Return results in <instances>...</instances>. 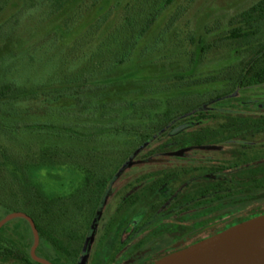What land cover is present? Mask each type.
I'll use <instances>...</instances> for the list:
<instances>
[{"label": "rangeland", "instance_id": "1", "mask_svg": "<svg viewBox=\"0 0 264 264\" xmlns=\"http://www.w3.org/2000/svg\"><path fill=\"white\" fill-rule=\"evenodd\" d=\"M258 1L11 0L0 11V71L12 63L17 66L18 76L30 72L33 77L29 80H53L61 76L59 69L67 73L81 64L88 66L89 59L111 61L118 51L123 62L113 68L109 86L112 99H134V112L139 113H145L143 107L147 110L152 101L182 110L233 88L235 75L251 49L250 44L228 39L229 31L240 15ZM93 3L96 4L91 7ZM0 4L4 1L0 0ZM12 12L16 22L5 23ZM90 25L92 31L88 32ZM109 32L113 33L112 40ZM202 39L205 48L192 73L188 68L195 43ZM32 40L36 47L23 50V45ZM97 43L111 45V50L100 52ZM11 51L14 55L8 58ZM27 52L31 53L30 60ZM185 73L190 77H176ZM205 77H227L228 82L223 86L197 84ZM148 89L157 93L150 96ZM181 90L187 95H179ZM201 109L207 111L204 116L178 120L140 146L108 181L103 193L99 192V209L83 264H150L175 234L171 233V225L181 226L179 233L184 231L185 224L199 228L213 223L219 227L233 220L237 213L248 216L264 209L261 194L252 199L243 196L231 200H221L218 195L220 189L228 188L225 175L218 170L239 150L233 144H254L252 149L260 151L259 144L264 142V133L229 139L230 132H221L233 115L264 111V83L239 87L224 100ZM136 121L134 117L132 126L139 129L143 123ZM143 139L132 138V142L136 146ZM233 174L245 175L241 171ZM87 176L86 170L62 164L53 170H39L34 184L46 194L67 196L85 187L84 182L91 181ZM8 185L11 186L0 175V191ZM6 202L0 204V219L14 211L28 215L24 203ZM174 203L178 205L173 207ZM183 212L186 216L175 214ZM66 213L65 221L73 223L70 210ZM155 215L163 223L156 224ZM131 217L137 223L125 236L123 228ZM87 222L90 223L89 219ZM38 236L35 255L58 264V255L51 250L46 237ZM76 238L79 242V236ZM32 243L26 219L7 220L0 226V264H44L28 258ZM77 250V243L71 241L65 254L75 256Z\"/></svg>", "mask_w": 264, "mask_h": 264}, {"label": "trees", "instance_id": "2", "mask_svg": "<svg viewBox=\"0 0 264 264\" xmlns=\"http://www.w3.org/2000/svg\"><path fill=\"white\" fill-rule=\"evenodd\" d=\"M3 1L4 4H0L1 12L11 0ZM95 4H91V7ZM12 14L5 18V23L16 22ZM64 27H67V23ZM91 27L88 32L92 31ZM93 30H97V26ZM109 34L112 40L113 33ZM228 39L250 44L251 49V54L244 59L235 75L233 88L201 104L177 111L160 101H152L150 105L146 103L147 110L143 105L145 113H139L134 112V99L111 98L109 86L114 76L113 68L123 62V55H119L118 51L111 61L89 59L88 66L84 63L67 73L59 69L61 76L53 80H29L32 75L30 72L18 76L16 64L5 65L0 71V175L11 186H5L4 191H0V204H7L6 200L24 203L23 208L33 220L38 233L54 244L59 253L65 252L68 244L63 239L65 228L73 236H79L80 241L75 239V242L78 246L82 245L90 228V220L97 210V206L94 207L97 195L103 193L108 181L140 146L162 134L178 120L194 115L204 116L207 111L202 112L201 108L224 100L237 88L264 83V0H259L240 15L236 25L229 31ZM16 40L11 43L14 44ZM204 42L202 39L195 43L193 60L188 68L192 73L199 66ZM102 45H96L100 52L103 49L111 50V45ZM35 47L36 43L32 40L23 45V50L31 51ZM8 55V58H12L14 53L11 51ZM27 57L29 60L32 58L30 52H27ZM176 77L182 79L190 75L185 73ZM224 82H228L227 77H205L197 84L218 83V86H223ZM148 92L150 96L157 93L153 94L150 89ZM179 95L187 94L182 91ZM134 117L138 124L143 123L139 129L132 126ZM222 129L221 132H230L229 139L264 133V111L233 115ZM132 138L144 139L135 146ZM233 145L238 146L239 150L218 170L221 175H225L224 180L228 184L227 189L219 190V198L231 200L243 196L252 199L258 194L264 196V142L259 144L260 151L252 149L254 144ZM62 164L86 170V179L91 181L84 182L85 187L75 189L70 196L46 194L34 184L39 170H53ZM235 171L245 175L235 176ZM217 184L220 186L221 183ZM68 201L77 206H67ZM85 203H93L94 206H83ZM80 204L82 206H78ZM68 210L73 223H67L64 219ZM263 212L264 209L258 210L248 216L237 213L233 220L215 227V230H222ZM73 239L68 242H74ZM183 245L185 247V243Z\"/></svg>", "mask_w": 264, "mask_h": 264}, {"label": "water", "instance_id": "3", "mask_svg": "<svg viewBox=\"0 0 264 264\" xmlns=\"http://www.w3.org/2000/svg\"><path fill=\"white\" fill-rule=\"evenodd\" d=\"M13 217H23L30 225L33 235L31 257L38 262L52 264L35 255L39 236L30 216L17 211L10 212L0 219V226ZM88 242L89 237L77 264H83ZM151 264H264V212L172 251Z\"/></svg>", "mask_w": 264, "mask_h": 264}, {"label": "flooded vegetation", "instance_id": "4", "mask_svg": "<svg viewBox=\"0 0 264 264\" xmlns=\"http://www.w3.org/2000/svg\"><path fill=\"white\" fill-rule=\"evenodd\" d=\"M149 141V140H148ZM147 141V142H148ZM118 173V172H117ZM116 173V174H117ZM116 174H115V176H116ZM72 193H74V192H71V193H69V194H67V196H70V195H72ZM90 203H85L83 206H92V205H89ZM66 205L67 206H77V205H74V203H72V202H70V201H68L67 203H66ZM130 205V204H129ZM170 205H171V203H170ZM178 204L177 203H174L173 204V207H175V206H177ZM78 206H82V204H80V205H78ZM93 206H94V204H93ZM94 207H96V205L94 206ZM132 206H130V208H131ZM172 207V206H171ZM99 209V207L97 206V210ZM97 210H96V212H97ZM94 213L93 214V217L91 218V223H90V228H89V230H88V232L85 234V237H84V240H83V242H82V245H79L78 246V250H77V252H76V255L75 256H71V257H69V256H67L66 254H65V252H63V251H61L62 253H59V250H57V248L54 246V244H52V243H50L49 241V244H50V248H51V250L54 252V253H57V258L58 259H56L55 261H57L58 260V264H77V262H78V260H79V258H80V256H81V254H82V251H83V247H84V244H85V241H86V239H87V237H89L90 238V233H91V230L93 229V226H94V223H93V220H94V218H96V216H97V213ZM175 214H177L176 216H186V212H183V213H175ZM155 217H156V219L157 220H155V223L156 224H161V223H163V219L162 218H159V215H155ZM137 223V219H134V218H132L131 217V219L128 221V222H126V224H125V227L123 228V232H125V236L127 235V233L128 232H130V231H132V228L134 227V225ZM155 224V225H156ZM169 225H170V223H169ZM168 225V226H169ZM203 225V224H202ZM176 226V225H175ZM185 227H187V228H183L184 229V231L183 232H181V233H179V232H177L179 229H180V227L178 228V227H174V225H171L170 227L173 229V231L171 232V233H175L173 236H172V238H171V241H170V243L168 244V245H164V247H162L161 248V252L159 253V254H156V255H159V256H157L155 259H154V261L155 260H157L158 258H160V257H162V256H164V255H166V254H168V253H170V252H172V251H175V250H177V249H180V248H182L184 245V243H185V246H187V245H189V244H191V243H193V242H196V241H198V240H201V239H203V238H205V237H207V236H210V235H212V234H214V233H216V232H218V231H220V230H215V228L214 227H216V225L215 224H213V223H209V224H207V225H205V226H203V227H199V228H196V226L195 227H193V226H191V225H189V224H185L184 225ZM31 229V228H30ZM64 231H65V234H63V239L64 240H66V242L68 243V240L70 239L71 240V238L73 239V241L75 242V239H77L75 236H72L69 232H66L67 231V229L65 228L64 229ZM122 232V233H123ZM39 234V233H38ZM124 236V235H123ZM186 243H188L187 245H186ZM67 245V244H66ZM87 253H88V245H87V249H86V255H87ZM28 258L29 259H33L32 257H31V255H30V251H29V254H28ZM73 258V259H72ZM59 259H60V261H59ZM71 259H72V261H71ZM30 261V260H29ZM153 261V262H154ZM52 263V262H51ZM152 263V262H151ZM150 263V264H151ZM29 264V263H28Z\"/></svg>", "mask_w": 264, "mask_h": 264}]
</instances>
